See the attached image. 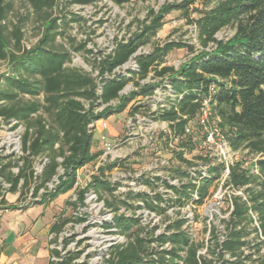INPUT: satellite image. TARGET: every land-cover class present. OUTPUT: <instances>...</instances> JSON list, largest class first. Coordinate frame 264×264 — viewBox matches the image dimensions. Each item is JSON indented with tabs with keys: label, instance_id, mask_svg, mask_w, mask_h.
<instances>
[{
	"label": "trees",
	"instance_id": "trees-1",
	"mask_svg": "<svg viewBox=\"0 0 264 264\" xmlns=\"http://www.w3.org/2000/svg\"><path fill=\"white\" fill-rule=\"evenodd\" d=\"M71 1L85 5L95 0ZM113 1L119 4L127 0ZM25 2L40 18L42 27L37 42L26 49L22 47L21 24L17 22L9 27L6 21L13 7L12 0H0V61L7 60L11 65V73L1 75L4 87L0 86V118L14 121V128L18 125L23 128L20 136L22 154L4 164L0 157V177L9 185L8 191L18 193V200L26 191H31L32 198L38 197L35 204H48L75 188L78 169L95 161L101 153L92 151L93 130L89 124L122 112L131 99L150 95L159 82L167 81L175 99L159 110L156 117L169 123L170 129L181 136L180 144L188 151L198 143L199 136L182 137L183 126L195 118L201 101L208 99L214 115L219 118L217 124L231 147L262 156L258 160L259 175L250 174L249 168L243 166V160L230 167L228 183L235 189L243 188L247 198L243 200L231 195L233 209L228 233L224 241L216 244L220 247V257L224 252L235 257L230 261L223 259V264H248L240 255L241 248L246 245L249 208L257 212L264 236V0H179L164 3L156 11L149 7L145 18L138 20L136 32L125 41H118L113 51L101 58L96 78L76 68L65 67L70 61V53L53 48L56 36L60 34V18L51 17L56 0ZM196 2L201 3V9L193 8ZM172 10H179L186 21L196 25L201 50L174 68L164 64L167 54L175 48L193 52V46L182 41L155 45L152 52L137 57V74L144 79L153 71L154 77L160 78L159 82L140 85L137 81L138 89L120 95L129 78L122 75L107 78L105 75L112 74L139 46L146 44L162 28L165 16ZM191 11L198 16L191 17ZM21 19L25 20L24 17ZM226 26L233 27L234 34L226 40L217 39L215 34ZM114 99L118 102L110 104ZM98 106L102 108L98 109ZM176 154L190 164L182 157V152ZM41 156L46 161L41 173L36 174L33 163ZM197 158L205 163L209 161L201 155ZM118 164L113 160L98 167L91 182L78 191L77 202L83 204L84 194L90 188L94 192L100 189L111 192L113 187L102 175L104 170L110 171ZM12 167L17 168L16 173L12 172ZM222 168L221 165L207 166L209 176L201 178L196 203L206 197L207 188L219 178ZM53 177L56 182L52 181ZM50 181L52 187L47 186ZM191 187L196 188L195 184ZM40 189L42 192L38 193ZM1 196L3 199L0 193ZM146 205L153 209L150 204ZM106 206L112 207V204L106 202ZM112 210L117 211V208ZM68 221L63 219L53 223L50 231L58 233ZM183 223L182 219L173 220L163 232L144 238L131 232L138 224L137 217L115 213L108 227H115L116 233L124 236L126 241L111 246L106 264H217L207 255L198 253V244L182 229ZM211 233L216 237L214 226ZM165 244L168 247H163ZM49 255L61 260L49 259L48 264H69L79 252H70L63 257L60 251L51 249Z\"/></svg>",
	"mask_w": 264,
	"mask_h": 264
},
{
	"label": "rangeland",
	"instance_id": "rangeland-1",
	"mask_svg": "<svg viewBox=\"0 0 264 264\" xmlns=\"http://www.w3.org/2000/svg\"><path fill=\"white\" fill-rule=\"evenodd\" d=\"M177 1L179 0H127L117 4L113 0H95L90 4L79 5L71 0H56L51 17L60 18V34L56 36L53 48L70 53V61L65 63V67L76 68L96 78L101 58L111 53L118 41H124L136 32L138 20L145 18L149 7L156 11L164 3ZM12 2L13 7L6 21L9 27L17 22L21 24L22 47L26 49L40 37L41 20L25 0ZM193 6L198 9L202 7L199 2ZM190 14L191 17L198 16L195 11ZM22 17L25 20L22 21ZM192 25L179 10H172L165 16L162 28L144 46L151 51L155 45L169 41H182L192 45L193 52L186 48H175L165 57L164 64L178 68L202 48L198 33L190 27ZM233 34L234 28L226 26L215 37L226 40ZM80 44L85 46L79 47ZM211 45L212 43L209 44ZM128 62L129 59L115 68L112 74L105 75L107 78L116 75L129 78L119 92L120 95L138 89L135 84L137 81L140 85L159 82L160 78L154 77L153 71L146 78L140 79L138 67L132 69L131 61ZM7 72L11 73L10 63L7 60L0 61L1 87H4L1 75ZM168 86L167 81L159 82L150 95H139L131 99L122 112L102 118L109 127L105 134L108 140L111 143H116L117 138L123 141L114 153L115 158L110 155L104 157L105 161L97 158L78 169L75 188L59 195L52 202L35 204L34 200L38 197L32 198L31 191H26L18 200V193L8 191L9 185L0 177V193L3 195V199L0 197V250L8 256L7 260L17 264H48L49 259L54 262L61 260L55 255H49L51 249H56L63 257L70 252H79V256L69 264H106L105 259L109 256L111 246L126 241L124 236L116 233L115 227H108L115 213L137 217L138 224L131 228V232L144 238H149L151 234L156 236L173 220L182 219V229L198 244L199 254L207 255L217 264H223V259L233 260L234 257L228 252L222 253L223 256L220 257V247L216 244L225 240L230 226V211L233 207L229 196L239 194V191L226 184L221 172L222 175L207 188L202 202L196 203V189L202 183L201 178L209 176L207 164L197 158L200 153L192 150L182 155L190 164L179 158L176 152L161 154L162 157L154 164L153 160L158 157L156 148L164 146V138L158 136L150 146L142 148L139 147L136 135L126 126L127 118L133 112L148 114L152 109L161 105L168 107L174 102L175 94ZM117 102L118 99H114L110 104ZM84 104L87 106L86 101ZM14 123L0 118V157L3 164L8 160H16L22 154L20 136L23 128L20 125L14 128ZM100 133L98 126L93 131L92 151H101L102 154V145L98 140ZM241 151L243 154L246 152L244 149ZM112 160L118 161V166L110 171L104 170L102 178L110 182L113 190L109 192L100 189L94 192L90 188L84 194L83 204H79L78 191L91 182L98 167ZM45 161L46 158L42 156L34 160L36 174L41 173ZM11 170L17 172L16 167ZM58 172L61 173V170ZM52 181L56 182V177ZM52 181L47 183L48 187H52ZM191 184L197 187L193 188ZM40 192L42 189L38 191ZM106 202L111 203L112 207H107ZM147 203L153 209L148 208ZM113 208H117V211H113ZM63 219L69 221L62 225L58 233L51 232L52 224ZM213 226L216 237H212ZM245 233L246 245L240 258L248 264H263L264 258L259 255V250L264 247V242H260L258 233L250 223L246 224Z\"/></svg>",
	"mask_w": 264,
	"mask_h": 264
},
{
	"label": "built area",
	"instance_id": "built-area-1",
	"mask_svg": "<svg viewBox=\"0 0 264 264\" xmlns=\"http://www.w3.org/2000/svg\"><path fill=\"white\" fill-rule=\"evenodd\" d=\"M190 27L198 33L195 24H193ZM158 45H162V44H158ZM152 50L151 51L146 50L144 45L139 46L136 49V51L129 57V62L131 61V68L136 69L138 67L136 64V59L139 55H147L150 52H152ZM168 87L170 88V85ZM100 91L101 90L98 89V93H100ZM163 107L164 106L161 105L159 106V108L157 107L155 109H152V111L148 112V114L140 115L137 112H133L127 118V122H126L127 128L132 133H134L138 138L140 142L139 147L144 148L150 146L152 144V140L153 139L156 140L158 136H162L164 138L165 141L164 146L162 147L161 145H159L156 148V154L158 155V157L153 160L154 164L156 161L160 159V157H162L161 154H167V153L172 154L173 152H182L183 155L184 153L186 154L187 152L193 150L199 152L200 153L199 155L206 157L209 160L206 163L207 166L209 164L223 166L221 172L223 174V177L226 179V184H229L227 179L229 177L230 167L240 160L244 161L243 166H247L249 168L250 174L259 175L258 160L262 158L261 154L249 153L247 149H244L246 150V152H244L243 154L241 148L233 149L231 147L226 135L217 124L219 118L214 115L208 99H203L201 101L200 109L196 114L195 118L193 120L187 121L183 126L182 137L184 136L193 137L196 135L199 136L198 143L194 147H192L190 151H188L183 145L180 144L181 136H179L170 129L169 123L164 120H162L161 122V119L158 120L159 118L156 117L157 112L159 110H162ZM98 126L101 130L98 140L102 145V154H100L98 158L104 161L106 160L104 157L108 155L113 156V158H115L114 153L116 150H118L117 148L123 141L117 138L116 143H111L108 140L105 134L107 133L109 127L105 119H102V121L96 120L89 124V127H91L93 131ZM116 156H119V154H117ZM230 186L232 185L230 184ZM233 189L235 191H239L238 192L239 194H233V196H240L243 200L247 198L243 188L235 189L233 187ZM231 195L229 196L230 197L229 199L232 204ZM247 216L249 219L248 223L252 224L253 230L256 233H258L260 237V242L263 243L264 236L262 235L259 227L260 221L257 212L249 208L247 211ZM243 247L241 248L242 252H243ZM262 252H264V247H262L259 250V255H261L264 258V253ZM233 259H235V257Z\"/></svg>",
	"mask_w": 264,
	"mask_h": 264
},
{
	"label": "crops",
	"instance_id": "crops-1",
	"mask_svg": "<svg viewBox=\"0 0 264 264\" xmlns=\"http://www.w3.org/2000/svg\"><path fill=\"white\" fill-rule=\"evenodd\" d=\"M8 256L4 255V252L0 253V264H17L11 260H7Z\"/></svg>",
	"mask_w": 264,
	"mask_h": 264
}]
</instances>
